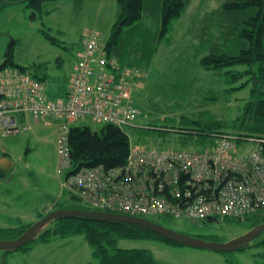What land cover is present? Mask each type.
Returning a JSON list of instances; mask_svg holds the SVG:
<instances>
[{"label":"rangeland","instance_id":"1","mask_svg":"<svg viewBox=\"0 0 264 264\" xmlns=\"http://www.w3.org/2000/svg\"><path fill=\"white\" fill-rule=\"evenodd\" d=\"M227 1L193 0L187 11L170 26L151 64L140 67L145 72L137 85L133 102L143 115L136 120V125L138 128L149 126L158 130L166 127L168 131L142 133L133 128H125L131 139L136 141L140 135H144L150 147L189 149L185 145L187 135L172 131L197 129L198 125L181 124L182 116L205 124L214 120L227 124L242 115L250 100L251 86L230 93L228 89L233 90L245 79L234 84L227 82L226 76L218 72L243 70L244 67L214 71L202 68L199 64V59L210 53V44L204 38L211 40L219 33L217 21L221 15L218 7ZM47 9H52L50 15L32 18V10L27 7V2L0 0V63L10 47H13L17 64L42 65L48 74V95L54 99L68 87L78 59L77 54L82 49L84 32L96 29L106 44L112 35L120 8L117 0H58L45 4L44 10ZM43 30L55 37L58 44L49 42L42 34ZM126 30L120 36V58L124 63H137L139 60L135 46L142 40L145 43L142 51L149 53L150 48L157 43L154 39L159 33L158 14L153 13L149 7L138 25ZM172 118L175 120L172 121ZM25 123L29 126L26 131H12L9 137L0 134V153L8 154L13 162L8 178L0 179L1 228L33 224L41 219L40 215L56 209L59 203L67 208L83 207L86 203L75 199L73 191L63 187L66 184V173L60 167L58 149L62 133L58 122L51 126L44 125V122L35 125L32 118H29ZM103 125L89 118L71 124L87 126L94 131H100ZM218 130L229 133L237 131L231 127ZM244 131L247 129L244 128ZM251 146L252 143L247 142L241 146V150ZM86 206L90 205L87 203ZM150 219L178 232L200 236L205 240L215 237L219 242H227L252 228V220L249 219L242 222L221 219L208 222L206 219L191 217ZM119 247L150 250L155 264H264V248L259 246L221 253L158 239H123L119 241ZM90 262H94L93 249L82 234L67 237L53 235L49 241L38 239L28 244L27 249L9 253L5 257L0 251V264Z\"/></svg>","mask_w":264,"mask_h":264},{"label":"built area","instance_id":"2","mask_svg":"<svg viewBox=\"0 0 264 264\" xmlns=\"http://www.w3.org/2000/svg\"><path fill=\"white\" fill-rule=\"evenodd\" d=\"M100 33L87 29L65 95L51 99L46 86L28 73L0 74V131L19 132L15 115L48 124L61 120L60 167L65 187L90 207L144 217H237L264 206V157L256 143L236 156L231 135H220L203 151L151 149L131 143L121 167H75L68 144L70 123L82 118L120 128H136L140 109L132 95L141 70L110 56Z\"/></svg>","mask_w":264,"mask_h":264},{"label":"trees","instance_id":"3","mask_svg":"<svg viewBox=\"0 0 264 264\" xmlns=\"http://www.w3.org/2000/svg\"><path fill=\"white\" fill-rule=\"evenodd\" d=\"M27 2V7L32 10V18L38 15L43 18L50 15L52 9L44 10V5L58 0H17ZM193 0H117L119 5V14L112 35L105 44L106 50L110 56H114L121 63L136 67L150 65L157 47L166 39L170 26L175 20L183 15L191 5ZM151 8L153 13L158 14V35L154 39L157 46H152L149 53L142 51L143 43L135 46L137 63H124L119 46L120 36L123 32L132 29L143 17L144 11ZM220 19L217 21L219 33L209 40L204 38L210 44V53L199 59L202 68L214 71H223L225 69L243 66V70H227L218 72L226 76L227 82L234 84L245 81L233 90H243L251 86L250 100L247 102L244 112L240 117L233 120L232 123L224 124L220 121L210 123L194 122L191 119L182 116L181 124H197V129L189 128L184 131L173 130L175 133L187 135L185 145L189 150L203 151L214 145V138L220 133H229L219 131L222 127H231L237 130L233 135H237L236 140L239 144H245V138L264 139V0H229L226 3H220L218 7ZM126 30V31H125ZM45 38L52 44H58L57 39L47 31H42ZM216 37V38H215ZM14 43V42H13ZM42 65L23 66L14 61L13 47H10L5 58L0 63V74L5 69L18 70L30 74L34 79L46 83L48 78L47 70ZM137 87V86H136ZM67 88L61 91L58 96L65 94ZM226 91V90H224ZM136 92V91H135ZM3 96L0 94V100ZM172 121L175 118L171 119ZM161 130L146 128H137L142 133L148 131L164 132L166 127ZM168 128V127H167ZM244 128L247 131H244ZM171 132V131H170ZM68 142L71 158L75 167H97L104 166L106 169L121 167L125 164L130 153V138L126 129L119 128L111 124H104L100 131H94L90 127L72 126L68 134ZM138 143L145 144L146 137L140 135L136 140ZM200 145H202L200 147ZM261 154L264 157V142L259 144ZM5 156L6 153H4ZM59 208H65L59 203ZM91 210L88 207H71ZM45 216V215H43ZM40 215V217H43ZM252 220V228L258 224L264 223V206H259L244 217H225V221H244ZM31 224L16 228H1V239H14L21 235ZM84 235L91 248L93 249L94 262L87 264H155V259L150 250L147 249H123L119 247V241L129 240H162L167 243L177 244L166 238H163L153 232L134 225H128L118 222H91L83 219H60L53 222L38 239L49 241L51 236L60 237ZM200 237V236H199ZM37 239V240H38ZM207 240L220 241L215 237ZM30 245V244H29ZM253 246L264 248V232L255 240ZM28 245L22 249H27ZM244 250L242 248L240 251ZM264 258V256H263Z\"/></svg>","mask_w":264,"mask_h":264},{"label":"water","instance_id":"4","mask_svg":"<svg viewBox=\"0 0 264 264\" xmlns=\"http://www.w3.org/2000/svg\"><path fill=\"white\" fill-rule=\"evenodd\" d=\"M12 167L13 162L9 157L0 159V179H5L9 175ZM75 218L99 223L118 222L134 225L181 245L221 253L237 252L242 248H249L255 244L254 241L264 232V223H261L246 233L227 242L211 241L178 232L149 219L137 216L65 207L49 211L41 219L30 225L17 238L0 239V251H2L3 257H5L7 254L14 253L24 246L36 241L41 236V234L56 220ZM207 221L215 222V220L211 218Z\"/></svg>","mask_w":264,"mask_h":264},{"label":"flooded vegetation","instance_id":"5","mask_svg":"<svg viewBox=\"0 0 264 264\" xmlns=\"http://www.w3.org/2000/svg\"><path fill=\"white\" fill-rule=\"evenodd\" d=\"M4 157H7L5 156L4 154L0 153V159L4 158ZM9 176V175H8ZM8 178V177H7ZM171 229V228H170ZM189 235V234H188ZM255 242V241H254Z\"/></svg>","mask_w":264,"mask_h":264},{"label":"crops","instance_id":"6","mask_svg":"<svg viewBox=\"0 0 264 264\" xmlns=\"http://www.w3.org/2000/svg\"><path fill=\"white\" fill-rule=\"evenodd\" d=\"M35 125H39V124H36V123H35Z\"/></svg>","mask_w":264,"mask_h":264}]
</instances>
